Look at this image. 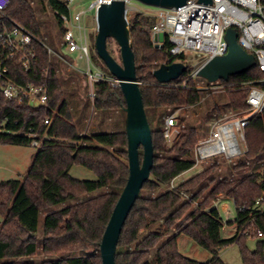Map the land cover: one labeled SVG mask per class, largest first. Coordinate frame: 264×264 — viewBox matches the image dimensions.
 I'll return each instance as SVG.
<instances>
[{
    "label": "trees",
    "instance_id": "1",
    "mask_svg": "<svg viewBox=\"0 0 264 264\" xmlns=\"http://www.w3.org/2000/svg\"><path fill=\"white\" fill-rule=\"evenodd\" d=\"M47 2L53 13L55 9L67 12L64 0ZM54 17L62 36L64 26L57 15ZM11 20L34 35L35 60L31 70L25 71L16 55L8 58V76L22 84L45 82L49 97L45 104L31 106L6 98L0 88V143L29 145L30 131L41 141L22 177L0 181V213L3 215L0 264H37L33 257L39 245L43 255L39 264H102L99 242L128 176L126 134L124 130L81 134L71 108L63 100V86L44 45L31 3L10 0L9 7L0 14V30L9 26ZM128 22L154 156L149 178L143 183L121 228L115 263L228 264L221 259L219 251L236 243L242 264H264V237L256 235L258 230L264 234V116L255 113L250 117L245 128L246 150L231 161L233 172H242L251 162L261 164V171L251 169L237 178H219L218 164H211L171 187L173 179L194 165L193 149L199 134L194 125L179 124V132L169 143L162 132L164 118L179 108L198 104L201 94L185 56L170 55L167 41L160 48L153 44L154 16L136 12ZM2 52L0 47V56ZM90 56L94 62L99 61L95 51L90 52ZM169 58L171 62H184L187 67L177 79L159 83L153 70ZM261 77L264 72L255 65L226 81L219 80L228 110L246 109V83ZM93 92L95 109L118 110L125 115V100L119 86L96 82ZM154 109L163 112L155 121L150 115ZM214 109L219 116L225 114L218 106ZM46 118L50 119L49 123H45ZM139 159H142L141 146ZM75 164L88 168L96 178L72 177L69 170ZM96 190L100 192L87 196ZM217 198H229L235 204L236 216L227 222L235 224V231L229 237L221 235L223 220L214 206ZM258 198L262 205L255 204ZM67 201L70 203L49 210ZM44 211L40 236L39 219ZM180 234L210 251L211 257L200 262L181 254L177 246ZM248 237L256 238L253 249L246 245Z\"/></svg>",
    "mask_w": 264,
    "mask_h": 264
},
{
    "label": "built area",
    "instance_id": "2",
    "mask_svg": "<svg viewBox=\"0 0 264 264\" xmlns=\"http://www.w3.org/2000/svg\"><path fill=\"white\" fill-rule=\"evenodd\" d=\"M73 1L64 0L67 12L54 10V14L58 16L65 29L62 34L63 46L69 52H79L80 57L83 56L86 59L87 68L83 71V75L91 86L96 82H106L113 87L118 86V80L109 72L91 67L88 35L80 23L86 10H78L72 14L69 5ZM110 1L92 0L89 3L87 10L92 11L94 20V24L91 26L92 30H96L97 8L100 4ZM129 2L130 0H126V17L129 10L133 9ZM9 3L10 0H0V14H4ZM153 16L155 22L151 27V40L153 33L161 32L163 41L157 48L167 41L170 55L185 56L186 52L193 51L202 56L204 61L213 56L223 55L228 51L224 35L226 29L232 26L237 31L238 43L245 51L253 53L255 65L264 72V0H211L210 3L187 0L177 8H156V13ZM73 27L76 28V31ZM34 39V35L28 29L15 21L11 20L9 26L2 27L0 47L3 49V55L0 56V88L2 94L8 99L38 106L45 104L48 100V85L45 82L22 84L12 80L8 76L9 69L6 63L8 58L16 55L22 68L25 71H30L35 60L32 47ZM44 45L50 55L53 53L62 58L59 53L45 43ZM165 62H171L170 58ZM208 84L212 86L214 82ZM246 84H248L245 100L247 108L239 112L230 111L212 123L207 136L200 139L193 149L194 165L192 167L216 156L234 161L245 152V128L250 117L255 113L264 116V77L256 78ZM220 85L222 86V84ZM90 94L94 96L93 91ZM49 122L50 119L46 118L45 123ZM179 128L174 113L168 114L164 118L162 132L167 142L173 140L179 132ZM29 136L31 138L29 144L40 146L41 141L34 137L32 131ZM176 178L170 182L171 187L175 186ZM184 195L187 197L186 194ZM218 203L217 198L214 202L216 208H218ZM255 204L262 205L261 198L255 200ZM227 222L228 220L223 224ZM247 233L245 231V234ZM256 235L259 238L264 237L260 230Z\"/></svg>",
    "mask_w": 264,
    "mask_h": 264
},
{
    "label": "rangeland",
    "instance_id": "3",
    "mask_svg": "<svg viewBox=\"0 0 264 264\" xmlns=\"http://www.w3.org/2000/svg\"><path fill=\"white\" fill-rule=\"evenodd\" d=\"M33 6L38 23L40 25L41 33L44 39V43L49 46L54 51L62 54L64 57L59 58L58 56L51 54V59L56 68L57 75L62 83L64 95L63 100L67 102L71 108L75 124L78 131L81 134H93L102 132H112L124 130V119L125 115L118 110H97L93 106V95L90 94L93 91V86H91L85 76L83 71L87 68L86 59L81 56L79 52H69L62 44V36L59 32L57 21L54 17V13L48 5L47 0H28ZM92 0H74L70 3L69 8L72 14L78 10H86L84 18L80 21L82 27H84L90 45V52H94V38L96 35V30H92L91 26L94 24L93 13L88 11V5ZM129 5L133 8L129 10L127 18L129 19L134 13L141 12L144 14H149L153 16L156 13V8L153 6H148L137 0H130ZM76 31V28L73 27ZM107 48L113 52L115 58L119 61V47L114 39L109 38L107 41ZM92 68H99L106 71V66L99 58L96 63L92 59ZM185 61L192 69V75L195 78L196 86L198 87L201 94V101L190 107H183L175 110V114L178 125L191 124L197 128L199 134V140L207 136L212 123L219 117L214 106H218L221 113L228 114L226 103V96L224 94V89L220 85L219 81L214 82L211 86L206 80L195 75V71L204 62L203 57L198 55L193 51H188L185 53ZM163 113L161 109H154L150 112L151 117L155 121L158 114ZM167 114L165 115V117ZM170 143V142H169ZM38 150L37 146L29 144L25 147L26 154L30 152H36ZM211 164H218L219 178L224 176L237 178L245 174L248 170L256 169L257 171L262 170L261 164H254L251 162L249 167L242 172H233L231 169V161L224 159L222 156H216L207 161L198 163L196 166L181 173L175 180V182L186 179L197 171L203 169ZM3 172L2 176L0 174V180L11 179L22 177L25 170L22 172H8L7 170H0ZM21 173V174H19ZM69 174L76 179H95V174L88 168L75 164L71 166ZM100 192V190L93 191L87 196L94 195ZM70 201L54 205L49 208V210L59 209ZM227 203V207L224 209L222 204ZM218 210L222 217L223 222L226 220H233L236 216V208L234 202L229 199H220L218 203ZM48 211V210H47ZM46 211H44L39 219L38 233L41 236L43 230V217ZM3 219V215L0 213V222ZM235 231V224L224 223L221 229V235L223 237H229ZM246 245L249 249H253L256 245V238L248 237L246 240ZM178 250L184 256L204 262L211 257L210 251L205 249L196 243L193 239L185 234H180L177 237ZM219 256L223 261L228 264H242L239 246L234 243L225 246L220 249ZM43 258L41 247L38 246L37 253L33 257L37 264Z\"/></svg>",
    "mask_w": 264,
    "mask_h": 264
},
{
    "label": "water",
    "instance_id": "4",
    "mask_svg": "<svg viewBox=\"0 0 264 264\" xmlns=\"http://www.w3.org/2000/svg\"><path fill=\"white\" fill-rule=\"evenodd\" d=\"M129 1V0H128ZM155 8H177L187 0H137ZM210 3L211 0H198ZM126 0H111L102 3L96 11V35L94 49L106 66L108 72L118 80V86L124 96L125 112L124 132L127 140L128 176L99 242L102 264H116L117 241L124 221L139 196L143 183L149 178L153 166V144L151 127L147 119L139 82L136 77L135 56L132 50L129 22L125 15ZM115 40L119 47L118 61L107 48V39ZM228 51L213 56L202 63L195 75L209 83L228 80L230 76L244 73L255 66L253 53L247 52L238 43L237 31L230 26L224 35ZM155 47L163 41L161 32L152 34ZM187 65L181 61L162 62L153 70V76L159 83L177 79ZM139 146L142 147V159H139Z\"/></svg>",
    "mask_w": 264,
    "mask_h": 264
},
{
    "label": "crops",
    "instance_id": "5",
    "mask_svg": "<svg viewBox=\"0 0 264 264\" xmlns=\"http://www.w3.org/2000/svg\"><path fill=\"white\" fill-rule=\"evenodd\" d=\"M58 53V52H57ZM60 56L64 57L62 54ZM28 145H13L0 143V170H7L8 172H22L26 173L32 157L35 152L26 154L25 147ZM2 176L3 172L0 171ZM21 174V173H19ZM6 180V179H2ZM0 180V181H2ZM223 208L227 207V203L222 204Z\"/></svg>",
    "mask_w": 264,
    "mask_h": 264
}]
</instances>
